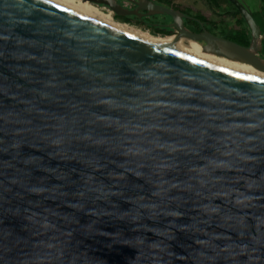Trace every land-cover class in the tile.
<instances>
[{"label":"water","instance_id":"95a60500","mask_svg":"<svg viewBox=\"0 0 264 264\" xmlns=\"http://www.w3.org/2000/svg\"><path fill=\"white\" fill-rule=\"evenodd\" d=\"M182 43L249 50L149 0ZM137 1V2H136ZM0 264H264V79L159 47L46 0H0Z\"/></svg>","mask_w":264,"mask_h":264},{"label":"flooded vegetation","instance_id":"af4514ba","mask_svg":"<svg viewBox=\"0 0 264 264\" xmlns=\"http://www.w3.org/2000/svg\"><path fill=\"white\" fill-rule=\"evenodd\" d=\"M149 1L157 4L154 0ZM203 1L207 6L210 16L217 17L219 20H211L207 18L205 14L195 11L188 6H185L184 8L175 6L173 4V0H171V8L169 9L178 12L182 16V26L189 34L196 37L209 35L214 39L236 45L240 48L241 52L249 50L253 42L252 32L238 9L229 0H227V3H223L220 7L217 5L212 7L205 0ZM235 1H237L245 9V11L252 16L259 29L260 49L255 52L254 58L259 61H264V29L262 25L257 22L253 11L248 8L242 0ZM116 2L125 9L133 10L136 8V5L128 0H116ZM99 7L104 8L102 6ZM139 14V18L148 17L144 11H140ZM169 19L170 22L167 23V27L172 33L176 34V36H180L178 30L173 27L172 19L170 17ZM183 44L188 48H191V46H198L199 48L213 49L216 52H221L223 50L218 46H213L207 43L201 38L191 40L189 44L188 42ZM218 58L228 60L225 57L218 56Z\"/></svg>","mask_w":264,"mask_h":264},{"label":"bare ground","instance_id":"6f19581e","mask_svg":"<svg viewBox=\"0 0 264 264\" xmlns=\"http://www.w3.org/2000/svg\"><path fill=\"white\" fill-rule=\"evenodd\" d=\"M46 1L82 14L88 18L96 20L100 23L108 25L122 32L128 33L132 36H135L139 39H142L159 47L180 53L185 56H189L191 58L209 63L225 70L264 79V70L262 69L252 68L236 62H232L230 60H224L214 56H210L208 54L202 53L198 46H191V48H188L177 39L153 36L149 32H145L139 28L115 21L111 12H104L102 9L95 5L83 3L81 2V0ZM189 43L190 42H188V44Z\"/></svg>","mask_w":264,"mask_h":264},{"label":"rangeland","instance_id":"374dc122","mask_svg":"<svg viewBox=\"0 0 264 264\" xmlns=\"http://www.w3.org/2000/svg\"><path fill=\"white\" fill-rule=\"evenodd\" d=\"M242 1L248 6V8H250L253 11L257 22L259 24H261L263 29H264V0H242ZM173 4L175 6H178L181 8L188 6L195 11H199V12L205 14L207 16V18H209L211 20H219V18H217V17L210 16V14L207 10V6L205 5L203 0H173ZM97 7H99V6H97ZM100 9H102L104 12H110L107 8H100ZM112 16H113L115 21L125 24L120 19H116L115 15L113 13H112ZM156 20L157 21H165L167 23L170 22V19L167 16H158L156 18ZM130 26H133V25H130ZM133 27H136V26H133ZM136 28H139L145 32L150 33L149 30H146L144 28H140V27H136ZM153 36L162 37L161 35H153ZM162 38H165V37H162Z\"/></svg>","mask_w":264,"mask_h":264},{"label":"trees","instance_id":"16d2710c","mask_svg":"<svg viewBox=\"0 0 264 264\" xmlns=\"http://www.w3.org/2000/svg\"><path fill=\"white\" fill-rule=\"evenodd\" d=\"M157 5L171 8V0H154ZM212 7L221 6L223 3H227V0H205ZM158 16L152 17H144L139 18L137 16L130 17H117L116 19H120L122 22L128 25H133L136 27L144 28L149 30L152 35H161L162 37H174L176 34L172 33L170 29L167 27V22L165 21H157L156 18Z\"/></svg>","mask_w":264,"mask_h":264}]
</instances>
